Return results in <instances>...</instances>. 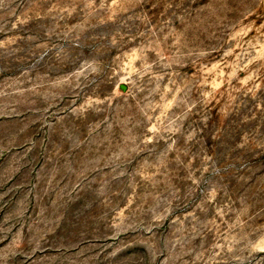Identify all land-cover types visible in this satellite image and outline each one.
<instances>
[{
  "label": "rangeland",
  "instance_id": "374dc122",
  "mask_svg": "<svg viewBox=\"0 0 264 264\" xmlns=\"http://www.w3.org/2000/svg\"><path fill=\"white\" fill-rule=\"evenodd\" d=\"M0 264H264V0H0Z\"/></svg>",
  "mask_w": 264,
  "mask_h": 264
}]
</instances>
